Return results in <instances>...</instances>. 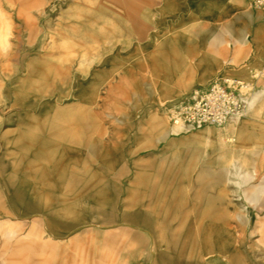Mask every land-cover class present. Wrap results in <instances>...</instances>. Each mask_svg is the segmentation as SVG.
Masks as SVG:
<instances>
[{
  "label": "rangeland",
  "instance_id": "rangeland-1",
  "mask_svg": "<svg viewBox=\"0 0 264 264\" xmlns=\"http://www.w3.org/2000/svg\"><path fill=\"white\" fill-rule=\"evenodd\" d=\"M229 3L0 0V264H264L253 255L264 226V17ZM220 77L252 83L245 112L221 126L173 125L168 113ZM59 111L82 147H17L49 137ZM80 114L91 127L78 128ZM14 162L49 170L33 174L39 196L11 200ZM104 174L122 185L77 181ZM222 232L240 255L220 254Z\"/></svg>",
  "mask_w": 264,
  "mask_h": 264
},
{
  "label": "bare ground",
  "instance_id": "bare-ground-1",
  "mask_svg": "<svg viewBox=\"0 0 264 264\" xmlns=\"http://www.w3.org/2000/svg\"><path fill=\"white\" fill-rule=\"evenodd\" d=\"M229 1L232 0H206V2H210L213 3L215 5H220L221 9L223 10H228L230 9V3ZM226 8V9H225ZM225 12V11H224ZM229 13H233V15H235V17L239 18L240 16L245 15L246 13L242 10H234L231 9L227 12V14ZM261 25H257V28H261ZM1 39H5V38H0V49L3 51L4 48L3 46L5 44H8L7 41H1ZM55 50H53L52 52L54 53ZM53 53H51L50 51L47 52H42L40 53L41 55H45V56H53ZM0 55H4L3 52L0 53ZM30 66L31 68H33L34 66V60H29V62L27 63V66ZM69 69L65 66V65H61L59 67H57V76L59 77V81L62 82L64 81L69 74ZM32 80V79H31ZM32 84H33V88H35V90H40L41 89V82L37 81V80H32ZM109 82L106 81V85H108ZM75 85L77 86V88L80 90L82 87V82L79 79V77L75 78ZM62 115V112H56L55 115V120L59 119V116ZM76 124L78 126V128H86V127H91L92 124L90 123V121H88V118L82 114L78 115L76 118ZM64 129H66V125H60L58 120L54 121L51 125L50 128V133H49V137L47 138H37L35 136H27V137H22L20 138V140L17 142V147L19 148H26L28 146V144L34 143L36 145H43L46 147H49L51 149H57L60 145L62 146V148H66L65 146L68 147V145H74V146H79L82 147L84 145V139L80 136H77L75 134H69L67 132L64 131ZM98 133L96 134L97 136H101L104 133L103 128L98 129L97 131ZM68 144V145H67ZM70 147V146H69ZM67 150H69L68 153L71 152H75V149L71 148H67ZM50 158V159H49ZM118 156H116L113 152L111 147L109 146V148L106 149V152L102 155V159L104 161H106L109 165V167H112L116 160H117ZM47 162H49L50 160H52V157H45V159ZM25 164V163H24ZM13 169L15 172H18L21 174V176H17V175H12V176H8L5 177V191L6 193H8L11 197V200L13 202H17V199L20 197V195L22 193H27V195L30 197H37L41 194L40 191V187L36 186L35 184H33L32 178L34 177L33 174H35L36 172H39V175L42 177H46L47 175L50 174L49 170L46 168H36L35 171H31L29 170L28 172H24L23 169H25V166H27L25 164L24 167H22L21 165H18V163L14 162L13 163ZM79 180V184H81V186L83 187V189L85 190H91V188L93 186H97L99 184H101L102 186H106V191H102V192H107L109 190L114 189L117 185H122V181L121 180H117L116 178H110L109 175H100V179L97 180H88L85 179L84 177L78 179ZM116 185V186H115ZM87 192V191H86ZM94 194L100 195L101 192L96 191ZM225 226H229L230 222L228 220L225 221ZM220 242H219V252L222 256H224L225 254H229L231 257H235L240 255V246L239 247H235L233 245V242L230 239V236L228 233H220ZM11 248V247H10ZM259 248V250H258ZM254 252L255 254H253L254 256H258L260 254L264 253V226H262L261 230H260V236L258 241H256V244L254 246Z\"/></svg>",
  "mask_w": 264,
  "mask_h": 264
},
{
  "label": "built area",
  "instance_id": "built-area-1",
  "mask_svg": "<svg viewBox=\"0 0 264 264\" xmlns=\"http://www.w3.org/2000/svg\"><path fill=\"white\" fill-rule=\"evenodd\" d=\"M247 4L264 17V0H247ZM251 88V82L238 78H215L196 90L188 102L168 113V117L173 125L188 130L210 125L221 126L245 112L250 95L247 89L251 91Z\"/></svg>",
  "mask_w": 264,
  "mask_h": 264
},
{
  "label": "crops",
  "instance_id": "crops-1",
  "mask_svg": "<svg viewBox=\"0 0 264 264\" xmlns=\"http://www.w3.org/2000/svg\"><path fill=\"white\" fill-rule=\"evenodd\" d=\"M190 138H193V137L184 138V140H187V139H190Z\"/></svg>",
  "mask_w": 264,
  "mask_h": 264
}]
</instances>
